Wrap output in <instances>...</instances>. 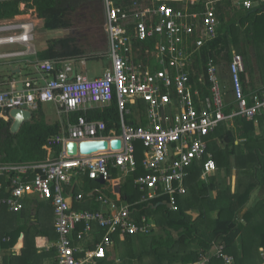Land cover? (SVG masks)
I'll return each instance as SVG.
<instances>
[{"label":"built area","instance_id":"1","mask_svg":"<svg viewBox=\"0 0 264 264\" xmlns=\"http://www.w3.org/2000/svg\"><path fill=\"white\" fill-rule=\"evenodd\" d=\"M150 1L148 4L135 0L131 5L122 6L115 0H104L110 65L101 76L90 78L79 72L77 57L62 59L60 68L55 60H41L36 66L46 74L42 77L43 83L28 77L19 80L23 82L22 90L18 80L12 81L9 88L0 89V119L8 118L13 108L34 112L45 102H55L65 113L104 107L115 99L118 104L121 133L113 128L106 135L104 121L89 120L83 115L76 122H68L61 134L48 140L44 161L0 163V176L9 177L7 184L0 182V191L6 192L0 198V208L6 206L10 211L20 212L25 208L27 196L48 200L53 205L59 237L45 249L55 248L54 264H99L116 244L115 235L123 238L147 233L153 226L146 216L138 221L130 205H117L104 194L98 199L110 207L74 209L65 187L73 184L78 175L106 181L111 178L110 166L121 169L125 175L136 173L137 144L140 143L146 173L137 176L135 184L145 192L142 200L167 196L166 203L176 210L178 195L187 191L185 180L194 161L207 157L204 175L217 169L205 137L225 120L233 122L241 116L257 121L264 113V84L245 90L242 74L246 63L241 53L234 50L227 63L229 86L223 83L219 73L221 65L213 57L206 63V77L198 74L193 66L200 50L217 37L219 20L211 0L204 4L203 10L192 9L199 0ZM237 5L264 10V0H237ZM32 38L30 22L0 21V46L22 43L29 48ZM135 39H156L155 48L147 50L148 62L138 59L136 54L141 49L135 45ZM25 53L0 52V59ZM80 62L85 64L86 58ZM192 74H196L198 81L191 80ZM207 82L209 95L203 94ZM229 91L232 101L226 98ZM139 102L146 106L145 122L136 124L128 116L133 108L141 111ZM114 138L122 140L120 149L110 147L89 155H70L67 150L70 141ZM55 145L62 146L58 157L51 155ZM84 195L80 191L75 197L82 201ZM96 227L105 232L91 243L89 238L96 233ZM260 253L262 261L253 264H264V248ZM214 256L221 258L223 264H236L222 243L216 244L212 253L196 264H208Z\"/></svg>","mask_w":264,"mask_h":264},{"label":"trees","instance_id":"2","mask_svg":"<svg viewBox=\"0 0 264 264\" xmlns=\"http://www.w3.org/2000/svg\"><path fill=\"white\" fill-rule=\"evenodd\" d=\"M115 1L117 5L127 6L135 0ZM207 1L199 0L198 4L192 5V9L203 10ZM21 2H26L29 8L36 9L47 30L73 29L80 12L89 20L99 18V25L105 23L104 0H0V20H8L20 14ZM214 7L219 20L217 37L200 50L193 66L198 74L203 73L206 77V63L210 57L220 65L225 64L223 61L226 62L225 68L221 69V78L223 83L229 86L227 63L236 50L245 58L246 71L242 74V82L248 92L254 86L253 80L258 74L253 65L254 58L260 69L259 76L264 82V10L241 8L237 5V0H216ZM92 42H97L98 45L83 43L80 35L54 38L49 40L45 49L38 52V59H54L60 68L62 59L98 52L100 49L108 50L105 30L102 32V39ZM134 42L144 57L147 50L152 51L156 45V39H135ZM9 71L8 77H14L11 70ZM191 80L198 81L196 74L191 75ZM230 93L229 91L226 98L232 101ZM203 94H210L208 82ZM137 106L141 109V116L144 115L140 122H144L145 105L139 102ZM83 115L89 120L104 121L107 125L106 135L113 128L121 133L116 99L104 107H94L86 112H70L69 119L76 122ZM133 122L140 124L139 121ZM11 126L12 119L9 114L8 118L0 119L2 163L44 161L47 158L44 146L51 137L61 134L60 122H47L43 104L33 112L32 119L25 122L19 132H12ZM205 140L217 169L204 175V161L207 157L194 161L185 180L187 191L178 195V209L168 207L165 203L169 200L167 196L151 201L142 200L145 192L135 184L136 177L146 173L142 165L143 147L140 143L137 144L138 170L123 179L115 195L108 193L117 203L129 204L138 221L146 216L149 222H153L148 234H145L146 238L142 240L143 243L139 245L136 242V235H128L123 242L129 246V251L131 250L129 256L138 259L135 261L130 258L132 264L197 263L205 255H210L216 244L221 243L224 244L225 251L234 257L236 264L262 261L260 250L264 248V199L248 207L247 204L254 189L264 185V113L258 116L257 121L246 120L241 116L235 117L233 122L225 120L207 135ZM61 151V145L54 146L56 157ZM109 169L110 173L114 171L113 166ZM8 180L6 175L0 176V182L7 184ZM76 193L75 190L73 194ZM5 195L4 190L0 191V198ZM214 210H218L216 217L211 214ZM52 211L53 207L45 202L38 203L34 208L25 205L20 212L10 211L6 206L0 208V248L7 252L4 254V264H54L55 248L39 252L42 244L37 239L44 237V243L48 245L57 239ZM193 211L199 212V215L194 216ZM104 232L100 230L99 238ZM22 237L24 245L19 254H14L12 249ZM239 237H242L240 244ZM114 238L117 241L119 237L115 235ZM99 264L104 263L100 261ZM208 264H223V260L214 256Z\"/></svg>","mask_w":264,"mask_h":264},{"label":"crops","instance_id":"3","mask_svg":"<svg viewBox=\"0 0 264 264\" xmlns=\"http://www.w3.org/2000/svg\"><path fill=\"white\" fill-rule=\"evenodd\" d=\"M142 1H146V2H148V4L151 3L150 0H142ZM20 11H21L20 14L16 15L14 18L8 19L7 21H11L12 20L14 22H19V21L20 22H30L33 25V38L29 42V48H28V46L26 44H22V43L21 44L20 43L12 44L13 46L19 47V48H16V49H12L13 51H26V53L24 55L16 56V57H13V58L0 59V60H3L4 64H6L5 66H9V70H11V73L14 74V78L11 79L10 77H8V83H7L8 84V88L10 86V83L12 81H14V80H18L19 81V80H23V79L28 78V77H34V78H37L40 83H43L42 77L46 76V74H43V72H41L36 66L37 62L41 61L40 59H38V55H37L40 50L38 51L36 49L34 43H33L34 40L37 37L36 36L37 23L40 22V24L43 25V19L39 18L36 9L34 7L29 8L27 6L26 2H21ZM81 13L82 12H80L79 15H81ZM25 17H29L28 21H24V19L21 20V18H25ZM0 21H5V20H0ZM53 31H56V32L63 31L64 32V36L63 37L71 35L70 29H57V30H53ZM57 38H60V37H57ZM52 39H54V38H52ZM12 45H3V46H0V47H10ZM7 51H11V50H7ZM7 51H0V52H7ZM101 54L102 53H100V51H98V52L96 51L94 53H87L85 55L78 56L77 58H79L78 63L81 65V72H83V71L87 72V70H88L87 69V59H90V58H101L102 57ZM87 55H91V57H88ZM74 57H76V56H74ZM103 57H105V55H103ZM106 57L109 58L108 50H107ZM82 58H86L85 64H82L80 62V60ZM45 60H49V59H45ZM52 60H54V59H52ZM21 64H23V66ZM109 65H110V63H109ZM109 65H107V66H109ZM28 68H31V69H28ZM34 72H37L38 74H34ZM16 76H19V77H16ZM263 84H264V82L263 83L259 82V80L257 78V81L255 82L254 86L258 87V86H261ZM45 103H47V102H45ZM45 103L43 104V109H44V112H45V115H46V110H45L46 104ZM145 108H146V106H145ZM56 109L60 113V120H50L47 117V115H46V119H47V122L50 123V124H53L55 122H60L61 123V132H62L65 129V127L67 126L68 122H73V121H70V119H69V114L70 113L61 112L59 107H58V105H56ZM83 111L86 112L87 110H83ZM143 116L144 115L141 116V112L138 109L133 108L132 114L128 116V119L132 120V121H139L140 122V120L142 119ZM9 117H11V116L9 115ZM11 119H12V122H13V118H11ZM144 122H145V120H144ZM258 132H260V129H258ZM47 155H48V150H47ZM51 155L52 156L55 155L54 147H53ZM0 163L1 164H6V163H2V162H0ZM20 163H24V162H19V163L8 162V164H20ZM27 163L30 164V163H36V162H27ZM113 169H114V171L113 170L111 171V178L109 180H106V181L103 180L102 181L100 179H97V180H93L92 179L90 181L86 177L87 175L80 174V175H78L76 177V179H75L73 184L67 185L65 188H66L67 192L70 194L69 201L71 202L72 207L74 209H77V210H81V209L101 210V209L110 207L108 204H105V203L101 202L98 199V196L101 195V194L102 195L104 194L105 196H107V198L109 200H111L112 202H115L117 205H121V206L129 205V204L125 203V202L117 203L116 201H114L113 198L109 197V195H108L109 192H111L112 195H115L118 192V189L120 188V184L122 183L123 179L126 176H128V175H125L123 173V171H121V169H119V168L113 167ZM252 172H254V171H252ZM234 174L236 175V170L234 171ZM248 174H250V173H248ZM32 176H30V178H32ZM80 176H85L87 181L84 182V183L80 182V178H79ZM234 178H236V176H234ZM83 184H86V187H83ZM97 184H100V186H98ZM75 190L77 191V193L76 194H72ZM80 191L85 193V195H84L85 197H84V199L82 201L81 200H77L76 197H75L78 193H80ZM261 199H264V185H259V186H257L254 189V191H253V193L251 195V199H250V201L247 204V207L252 205V204H254V203H257ZM26 201H27V203H26ZM149 201H151V200H149ZM41 202H45L47 205H50L51 207H53L51 202L48 201V200H43V199H40L38 197L36 198L35 196H27L25 198L26 205H28L29 207H32V208L37 207L38 203H41ZM166 204L169 205L168 203H166ZM93 207H96L98 209H94ZM168 207H170V206H168ZM52 212H53V219H54V225H55L54 208H53ZM192 214H194V216H197V215H199V212L193 211ZM211 214H212V216L216 217L218 215V210L212 211ZM134 216H135V214H134ZM21 219H22V217H21ZM21 219L19 218V222H20ZM150 223L151 224L153 223L152 220H151ZM82 228H83L82 226H79V229H82ZM54 230L56 232V227L55 226H54ZM100 230H102V229L96 227V233L94 235L90 236V238H89V241H91V243L94 240H99L101 238V237L99 238ZM145 234H148V233L135 234L136 236L133 235L135 237V239H136V242H138L139 245L141 243H143L142 242L143 238H146ZM23 237L18 241V244L12 249V252L14 254H19L20 253L21 248L24 245V238ZM58 237L59 236H58V233H57V239L56 240H52L49 245L47 243H44V237L40 236L39 238H37L38 241L41 242V244H42V246L39 247V252L44 251V250L47 251L45 248L47 246H50L53 243L57 242ZM241 238L242 237L238 238V243L239 244L241 243ZM126 239H127V236L123 237V238L122 237L118 238L119 241L118 240L116 241V244L109 250L107 257L104 260H101V261L104 264H132L131 260H126V258L129 255V252L131 251V250L129 251V246L123 244V242L126 241ZM86 241H88V239ZM119 247L121 248V250L119 251V254H118L116 251H117V248H119ZM125 252H128V253L126 255H124ZM5 253H7V252L2 251V248H0V258H1V263L2 264H4V254ZM192 264H196V263H192Z\"/></svg>","mask_w":264,"mask_h":264},{"label":"rangeland","instance_id":"4","mask_svg":"<svg viewBox=\"0 0 264 264\" xmlns=\"http://www.w3.org/2000/svg\"><path fill=\"white\" fill-rule=\"evenodd\" d=\"M212 1V5L215 6L216 4V0H211ZM234 5V4H233ZM24 21H28L29 17H25V18H21V20ZM99 18L95 17L94 19L91 18V20H89L87 17L84 18L83 15H79L76 19V25L73 29H70V33L74 34V35H80L82 37V41L83 43H95V45H98L97 42H92V41H96V39H102V32L104 30V24H100L99 25ZM102 28V29H101ZM100 29L102 31H100ZM36 39L34 40V45L36 47V49L39 51L41 49H44L48 46V42L49 40H51L52 38H57V37H63L64 36V32L63 31H53V30H47L44 28L43 25L39 23H37L36 26ZM94 36V37H93ZM19 48L17 46H10V47H0V51H7V50H12V49H16ZM100 51V53H102V57L101 58H90L87 59V72L83 71L88 77L90 78H94L97 76H101L103 74L104 68L109 65L110 63V58L106 57L107 54V48L106 49H100L98 50ZM89 53H93V52H89ZM103 55H105V57H103ZM138 55V59L139 60H147L146 62H148V56L144 57L141 56V50L139 52H137ZM147 55L150 56V54L148 53ZM223 60V59H222ZM145 62V63H146ZM144 63V62H143ZM223 63L225 64H221V69L225 68L226 66V62L223 61ZM6 64H4L3 60H0V89H6L8 88V75H9V66H5ZM23 66V64H21ZM253 65L257 68H255V72H257V76L254 77V85L255 82L257 81V78L259 80V82L263 83V79L261 76H259L260 73V69H258V63L256 58L253 59ZM32 68V67H31ZM28 68V69H31ZM77 70L80 72L81 71V65L77 64L76 65ZM34 69V68H33ZM32 69V70H33ZM219 73L221 74V71H219ZM34 74H38L37 72H34ZM32 75V74H31ZM19 77V76H16ZM14 78V77H12ZM11 78V79H12ZM252 89H255V86L252 87ZM230 98L233 99V95L232 93H230ZM45 110H46V115L50 120H60V113L57 111L56 109V104L55 102H47L45 103ZM80 182H86V177L85 176H80ZM83 187H86V184H83ZM121 250V248H117V253L119 254V251ZM128 252H125L124 255H126ZM130 258H133V260L138 261L137 258L133 257V256H129L126 258V260H130ZM146 261H148L146 259ZM149 262V261H148Z\"/></svg>","mask_w":264,"mask_h":264},{"label":"water","instance_id":"5","mask_svg":"<svg viewBox=\"0 0 264 264\" xmlns=\"http://www.w3.org/2000/svg\"><path fill=\"white\" fill-rule=\"evenodd\" d=\"M19 90L23 89V82H18ZM10 116L13 118L11 130L14 133L19 132L22 125L30 121L33 117V112L25 108H13L10 111ZM112 149H120L122 147V140L120 138L108 139H90L82 140L80 142L70 141L67 146L70 155H77L78 153L89 155L101 151ZM53 157V156H52ZM103 181V179H100ZM169 206V205H168Z\"/></svg>","mask_w":264,"mask_h":264}]
</instances>
